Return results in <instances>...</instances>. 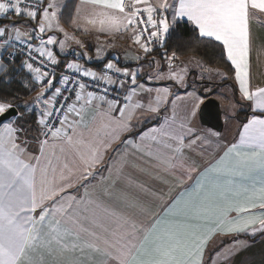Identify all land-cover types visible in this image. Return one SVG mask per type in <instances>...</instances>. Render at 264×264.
<instances>
[{"label": "snow or ice", "instance_id": "obj_1", "mask_svg": "<svg viewBox=\"0 0 264 264\" xmlns=\"http://www.w3.org/2000/svg\"><path fill=\"white\" fill-rule=\"evenodd\" d=\"M64 6L0 0V264H235L241 234L264 235V86L251 71L264 0ZM181 28L197 54L219 50L218 66L176 64ZM93 32L126 36L123 64L113 40L90 55L78 36ZM205 79L233 81V115L250 109L231 142L197 126Z\"/></svg>", "mask_w": 264, "mask_h": 264}, {"label": "crops", "instance_id": "obj_2", "mask_svg": "<svg viewBox=\"0 0 264 264\" xmlns=\"http://www.w3.org/2000/svg\"><path fill=\"white\" fill-rule=\"evenodd\" d=\"M77 2V0H65V6L63 8V11L66 14V17L72 15L74 13V6L75 3ZM70 31H72L71 28H68ZM251 31H252V35H253V52H252V83L253 85H261L264 86V52L261 51L262 48H264V16L259 17V20H253L251 23ZM81 35H79L78 37H80ZM129 46L130 43L125 44V47L123 49V51L121 52L122 54L120 55V63L123 64L124 63V52L129 50ZM71 48H76V46L74 44L70 45ZM79 50V49H78ZM91 50V49H90ZM80 51V50H79ZM82 51V50H81ZM132 53L135 54V49H131ZM110 53V52H108ZM90 55L94 56V51L91 50L90 51ZM190 58V57H189ZM189 58H185L184 62H188ZM176 64L178 65H183L180 64L179 61H176ZM190 70L193 74L197 75L198 74V70L195 68H191L190 66ZM145 71H147V68H145ZM189 79L191 80L192 78L189 77ZM229 83L223 84V85H227L229 86L231 89L235 87L233 81L228 80ZM208 82V81H207ZM161 84L164 83H168L165 81H161ZM201 83L202 82H197L196 81V85H198L197 90L201 93V95H206L207 98L212 97L214 98L220 107L221 110V120H222V101L217 99L216 97H214L215 92L213 91V93H207L205 94L203 91V88L201 87ZM219 82H211L210 85L214 86V89H216L217 86H219ZM209 85V86H210ZM221 85V86H223ZM208 86V85H207ZM182 91V90H181ZM34 95V93H33ZM232 98H233V94H232ZM27 99H30V97H28ZM235 100L237 103H239V96L238 94L235 96ZM224 102V101H223ZM251 115L250 109L247 108H238V110L235 111V114L231 117H233V123H228L229 127L227 126L228 130H227V136L228 133H230V138L228 139H222V141H228L231 142L233 141L234 137L238 138V131L240 129V127H242V122H246L247 118ZM223 120H222V129L220 132L217 133H221L223 130ZM197 126L200 129V131L205 134V135H211L209 132H215L207 127H204L200 124L199 120L197 121ZM231 127V130L229 129ZM210 130V131H209ZM216 133V132H215ZM226 136V138H227ZM221 137V135H220ZM81 183H86L85 181H81ZM113 206L123 209V205L120 204L117 201H113ZM234 215V213H233ZM106 224L110 227V228H115L116 227V223L114 221H106ZM241 238L242 239H248L250 240V247L247 249V251L242 252L238 257H236L235 260V264H264V235L261 234H257V236L255 238H249V237H245L243 236V234H241ZM227 239V238H225Z\"/></svg>", "mask_w": 264, "mask_h": 264}, {"label": "rangeland", "instance_id": "obj_3", "mask_svg": "<svg viewBox=\"0 0 264 264\" xmlns=\"http://www.w3.org/2000/svg\"><path fill=\"white\" fill-rule=\"evenodd\" d=\"M64 15L66 17L65 12H64ZM66 30L69 31L70 33L72 32L68 28H66ZM58 35L60 36V38H63L61 34H58ZM97 36H98V34L93 32V33H90L88 35H81L80 37H78L79 39H81V40H83L85 42V44L87 45V47L89 49L94 51V55H95V48H96L98 43H104L105 41L113 40V42L115 43L116 46L114 48L106 49L107 52H110V53H108V55L110 57L114 56L116 53H120V55H121L122 54L121 52L123 51L126 42L127 43H131L126 38V36L124 38H114V37L99 35V40L97 39ZM178 61H179L180 64H183V63L185 64L186 63V62H184L185 58H180ZM147 71H148V69H147ZM205 75H207V74H205ZM196 81L197 82H202L201 80H196ZM211 82H219V80L209 81V80L205 79V80H203V83H201L200 85L203 88L205 85L209 86ZM210 87H212L213 91L215 92L214 97H216L217 99L222 101L221 102L222 103V112H223L222 113V120H223V123H224L223 124L224 127H223L222 132L219 133V135H221V138H223V139H228L231 136H230V133H228V136H227V130H228L227 126L229 127L228 123L232 124L233 121H234L233 117H231L233 113H232V109H231V104L229 103L233 99L232 98V94H233L232 93V89L229 86H227V85H223V86L219 85V86L216 87V89H214V86L210 85ZM213 91H212V93H213ZM225 96L227 97V99H221V97H225ZM238 108L236 110H238ZM226 116L229 117L227 120H225ZM231 127L232 126H230V128H229L230 130H231ZM209 133L212 134L213 132L210 131ZM226 136H227V138H226Z\"/></svg>", "mask_w": 264, "mask_h": 264}, {"label": "trees", "instance_id": "obj_4", "mask_svg": "<svg viewBox=\"0 0 264 264\" xmlns=\"http://www.w3.org/2000/svg\"><path fill=\"white\" fill-rule=\"evenodd\" d=\"M191 41V32L188 28H181L177 33H175L172 37V39L169 41L170 45H174L177 47V50L181 53L180 58H189L194 55L197 56V58L204 57L205 63L209 67H216L217 64V55L219 50L216 49L215 52L217 55L213 54V50L208 47L206 49L205 45H195L197 52H194L191 48L187 47V44ZM171 47L169 48V51H171ZM110 57V56H109ZM229 83L228 80L220 82L219 85H223ZM28 96H25L24 99H27ZM23 102L22 100L20 101Z\"/></svg>", "mask_w": 264, "mask_h": 264}, {"label": "water", "instance_id": "obj_5", "mask_svg": "<svg viewBox=\"0 0 264 264\" xmlns=\"http://www.w3.org/2000/svg\"><path fill=\"white\" fill-rule=\"evenodd\" d=\"M203 112L199 122L202 126L207 127L215 132H220L222 129L221 110L218 102L209 97L205 100V104L202 105Z\"/></svg>", "mask_w": 264, "mask_h": 264}]
</instances>
